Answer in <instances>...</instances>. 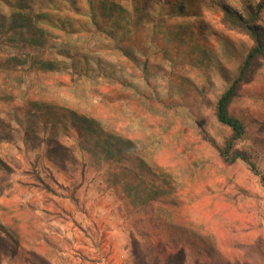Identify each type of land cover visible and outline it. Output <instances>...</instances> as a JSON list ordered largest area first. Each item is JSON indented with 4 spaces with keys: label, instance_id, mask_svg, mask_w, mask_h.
Wrapping results in <instances>:
<instances>
[{
    "label": "rangeland",
    "instance_id": "374dc122",
    "mask_svg": "<svg viewBox=\"0 0 264 264\" xmlns=\"http://www.w3.org/2000/svg\"><path fill=\"white\" fill-rule=\"evenodd\" d=\"M9 14L8 5L0 4L7 25ZM149 14L151 21L162 19ZM163 17L164 27L172 24L165 19L168 14ZM103 23L86 21L84 28H74L65 44L40 50L47 59L58 58L62 70L42 72L29 62L0 65V95H5L0 100V158L12 168L13 184L0 197V222L19 235L35 232L34 244L51 264L137 263L131 239L142 227L141 200L130 201L122 187L114 185L104 160L96 162L84 149L77 152L82 165L77 178L62 176L46 155L50 123L45 120L43 127L39 112L22 121L29 107L16 92L6 91L12 82L34 98L40 94L45 105L54 99L61 103L54 107L57 130L66 122L64 115L81 112L84 121H97L103 134L127 132L150 168V186L181 192L174 194V201L187 225L181 228L178 247L191 259L196 257L195 264H264V146L243 143L255 163L254 172L242 161L224 164L214 145L229 135L215 117L216 104L236 76L248 40L224 31L205 13L196 21H175L185 28L171 40L147 35L151 26L135 16L123 30L113 21ZM196 27L206 37L193 50L183 34ZM9 52L0 47V62ZM260 65L256 77L239 90L241 104L250 112L243 115L244 123L260 128L259 133L264 126V63ZM62 138L67 139L64 132ZM27 169L34 171L25 173ZM48 170L57 183L49 181ZM35 172L47 179L54 193L33 185ZM22 208L28 215L18 214ZM168 228L166 223L165 230L152 229L154 247L159 248V241L170 243ZM177 249L168 247L160 254ZM23 258L20 253L2 264H27Z\"/></svg>",
    "mask_w": 264,
    "mask_h": 264
},
{
    "label": "trees",
    "instance_id": "16d2710c",
    "mask_svg": "<svg viewBox=\"0 0 264 264\" xmlns=\"http://www.w3.org/2000/svg\"><path fill=\"white\" fill-rule=\"evenodd\" d=\"M62 1H64L63 4ZM2 3L8 5L10 14L8 25L0 15V47L3 51L10 52L1 59L0 65L11 63L13 67H17L29 62L37 65L42 72L49 73L62 70L64 66L57 61L56 57L47 59L46 54L40 50L48 46L54 47L57 43L65 44L66 38L75 33L74 28L79 24L84 28L86 21L99 25L103 23V19H106L113 21L119 30H123L135 16L137 20L145 21L147 26H151H148L147 35L150 34L157 40L165 38L171 40L185 28V26L173 24L175 21H184V19L196 21L202 17L203 13L214 16L224 31H234L249 42L245 56L237 68L236 76L217 101L215 117L227 128L229 135L221 144L214 145L224 164L234 165L237 161H242L250 165L252 171H256L250 150L244 142L252 141L258 147L264 146V126L259 133L260 128L244 123L243 115L245 113L249 115L250 112L247 109L244 110L241 104L244 100L239 90L256 77L260 64L264 63V29L262 28L264 0H51V2L50 0H14L13 2L0 0V4ZM149 13L162 15L161 21L148 19ZM164 13L168 14L165 19L173 21L170 22L171 25L167 24L165 27L162 25ZM140 36L141 33H138V38ZM204 36L205 31L197 27L183 34L184 41L190 44L193 50L197 49L196 45L203 44ZM3 89L5 90V85ZM7 90L16 92L18 96L27 100L29 108L22 113V121L28 119L30 113L39 112L38 119L44 118L39 123L43 127L47 126L46 122L43 125L45 120L50 123L52 130L46 140L48 142L46 155L48 161L57 166L62 176H69L70 181L77 178V172L82 166L77 152L84 149L87 154L96 158V162L100 163V159L104 160L108 172L114 179V185L121 186L130 201H135L132 198L136 197L141 200L142 207L139 210H141L142 227L137 236L131 239V254L136 264L197 263L196 257L190 254L191 259L182 246L178 247L183 237L180 233L181 228L187 225L178 217L181 210L178 203L174 201V194L178 196L181 192L177 195L175 188L174 190L168 187L161 188L159 183V185L155 183L150 186V182H154V180H148L150 168L142 156L137 154V147L127 132L121 131L119 134L108 130L106 134H103L97 121H84L81 112H77L69 118L64 115L66 122L60 129L67 136V139H64L62 132L53 124L56 122L53 120L56 116L54 107H56L55 104H61L59 101L54 99L51 104L45 105L40 94L34 98L27 93V90L23 92L13 86L12 82H8ZM4 97L5 95H0V100H4ZM71 107L73 111L77 110L74 105ZM35 123L38 125L37 122ZM79 132L83 135L77 141L74 136ZM34 138L38 140L36 145L41 146V138L38 135ZM208 141L212 142L211 139ZM18 167L21 165L18 164ZM33 171L27 169L25 173H33ZM11 174L12 168L0 158V197L7 188L13 186ZM46 176L52 183H57V178L51 170L47 171ZM32 179L37 189L54 193L46 178L37 176L35 172ZM23 210L25 209L22 208L18 214L28 215V212H21ZM169 213L172 221H167ZM166 223L171 231V240L166 245L164 241H159V250L154 247L152 229L165 230ZM29 231L28 235L24 233L19 235L0 222V264L20 253L24 255L23 259L27 264H51L34 244L35 232ZM168 247L178 249L163 257L162 254Z\"/></svg>",
    "mask_w": 264,
    "mask_h": 264
},
{
    "label": "built area",
    "instance_id": "2783aa9c",
    "mask_svg": "<svg viewBox=\"0 0 264 264\" xmlns=\"http://www.w3.org/2000/svg\"><path fill=\"white\" fill-rule=\"evenodd\" d=\"M104 261V260H103ZM104 262H102V264H103ZM124 264H126V263H124Z\"/></svg>",
    "mask_w": 264,
    "mask_h": 264
}]
</instances>
